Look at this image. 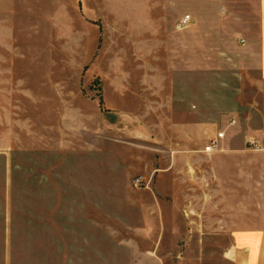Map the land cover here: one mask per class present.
Segmentation results:
<instances>
[{"label":"crops","instance_id":"1","mask_svg":"<svg viewBox=\"0 0 264 264\" xmlns=\"http://www.w3.org/2000/svg\"><path fill=\"white\" fill-rule=\"evenodd\" d=\"M0 40V87L109 92L0 121V264H103V137L113 264H264V0H0Z\"/></svg>","mask_w":264,"mask_h":264},{"label":"rangeland","instance_id":"2","mask_svg":"<svg viewBox=\"0 0 264 264\" xmlns=\"http://www.w3.org/2000/svg\"><path fill=\"white\" fill-rule=\"evenodd\" d=\"M7 41V40H6ZM9 43L6 42L4 44L3 40H0V46H8ZM24 45V43H23ZM26 46V45H25ZM107 90L108 88H103L99 85L97 82H93L92 86L89 87H79V86H67V87H47V86H23V87H0V121L6 122L7 127L12 125L13 120L9 118V114L12 110H20L22 112V121L23 126L24 125H33L39 126L41 125V122L39 119H31L29 118V115L31 114V111H37L40 108L42 109H55L54 104L52 102L46 103L44 100L45 96H54V95H66V96H72V95H84L87 98H97L99 101L102 102L103 108L104 107V94L107 93L103 90ZM109 95V92H108ZM38 98V99H37ZM14 99H16V102H14ZM16 106V108H14ZM38 107V108H37ZM107 108V107H106ZM105 108V109H106ZM108 110V109H107ZM30 113V114H29ZM43 121V120H41ZM106 133H103L105 135ZM108 135V134H107ZM109 139L106 137H103V143H102V198L101 200H97V203L100 201V206L102 208V222L103 226L106 224L107 227H103L104 229H107V231H104L103 229V264H113V243L109 240V237H107L108 233L113 234V230H110L108 226L110 224H113L112 219V213L113 208L119 207L118 201L113 199L111 195H113V183L111 182V169H110V159H109ZM19 162L25 163V161H22L21 159H18ZM139 175H135L133 177L134 180ZM134 189L138 190L141 187H135L133 183ZM88 201V200H87ZM93 200H90V203ZM99 204V203H98ZM91 205V204H89ZM115 234L117 235V238L124 239L127 232L125 230H118L115 231ZM174 248H164L165 253H169V251H173ZM166 264H173L172 263V255H168Z\"/></svg>","mask_w":264,"mask_h":264},{"label":"built area","instance_id":"3","mask_svg":"<svg viewBox=\"0 0 264 264\" xmlns=\"http://www.w3.org/2000/svg\"><path fill=\"white\" fill-rule=\"evenodd\" d=\"M190 20V15H186L182 20H180L177 24L178 28H185ZM233 123V121H232ZM225 133L220 132L218 133L217 137L211 140L210 144L205 147V151L212 152L214 150L220 149V142L224 138ZM248 144L255 150H261L263 146L255 139H249ZM135 187H142L145 186L142 183V178L138 177L134 180Z\"/></svg>","mask_w":264,"mask_h":264}]
</instances>
